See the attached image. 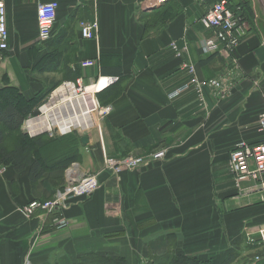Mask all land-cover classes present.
I'll use <instances>...</instances> for the list:
<instances>
[{
    "label": "crops",
    "instance_id": "0c3cea01",
    "mask_svg": "<svg viewBox=\"0 0 264 264\" xmlns=\"http://www.w3.org/2000/svg\"><path fill=\"white\" fill-rule=\"evenodd\" d=\"M50 2L60 7L52 39L42 44L37 11ZM246 3L247 38L225 63L204 52L202 41L214 34L198 23L205 7L192 0L152 8L150 0H5L9 50L0 52V89L9 79V86L33 97L67 77V70L90 84L113 77L108 69L116 68L120 81L112 87L121 95L102 122L103 143L97 130L87 134L88 144L80 140L70 168L50 167L36 184L28 169H0V264H76L89 254L152 264L153 257L168 253L206 264L230 256L232 264H264L255 261L259 247L249 244L264 228V193L239 192L229 168L237 144L264 139V0ZM96 18L98 40L83 39L80 21ZM174 42L186 43L188 56L178 58ZM59 51L64 65L42 70ZM86 61L96 65L83 68ZM186 62L195 74L184 68ZM225 74L232 75L230 92L205 87L202 103L194 79L203 84ZM185 85L190 89L171 97ZM163 148L170 154L159 165L119 178L102 174L90 199L60 212L66 228H57L53 216L23 210L52 199L71 168L80 175L101 171L103 149L121 157Z\"/></svg>",
    "mask_w": 264,
    "mask_h": 264
},
{
    "label": "built area",
    "instance_id": "2783aa9c",
    "mask_svg": "<svg viewBox=\"0 0 264 264\" xmlns=\"http://www.w3.org/2000/svg\"><path fill=\"white\" fill-rule=\"evenodd\" d=\"M77 4H83L86 1H92L96 4L97 0H75ZM174 0H150V7L164 6ZM205 7L204 15L198 20V23L213 32L212 39L202 41L204 52L208 55H215L222 62H229L232 54L237 51L240 44L247 38L246 19L243 15V7L239 0H193ZM58 2L41 4L38 7V39L45 44L52 38L57 14L59 11ZM80 32L83 39L98 40L99 23L96 18L93 22L80 21ZM8 24L7 8L5 0H0V52L9 49L8 46ZM172 50L178 58H184L189 54V48L186 43L182 47L178 43H172ZM83 68H91L96 65L95 61H86L82 64ZM184 68L195 74L193 64L184 63ZM231 76L225 74L222 77H215L203 84L197 79L196 89L200 100L204 103V88L207 87L216 93L230 92L232 88ZM120 81V78L100 77L94 82L86 84L83 78H78L75 82L64 81L61 85L67 87L69 94L74 95L77 99V106L73 109L76 115L71 113L72 118L62 117L54 110L47 111L45 107L56 101L60 102L58 89L54 90L46 99L44 104L39 108V114L29 117L22 126V132L30 138L48 135L50 138L55 136H66L74 132L88 134L97 130L102 141V121L106 119L111 111V106H103L98 95L104 90L112 87ZM190 89V85H185L178 89L171 97H177L181 93ZM66 93V92H65ZM64 93V94H65ZM63 95V94H62ZM61 95V96H62ZM82 95V96H81ZM61 98V97H60ZM87 107L86 111L81 108ZM70 108V107H69ZM71 109V108H70ZM40 121V124L37 123ZM259 130L264 132V112L260 116ZM103 169L96 173L80 175L75 168H71L66 177V183L62 190L49 200H35L28 206L24 207V212L28 216H33L36 212H41V216H53V223L59 229L66 228L68 220L60 217L70 205L79 200H86L94 195L100 189V176L104 173L114 177H119L123 172L136 171L142 168H148L156 163L165 161L168 157L169 150L166 148L159 149L143 155H129L121 158L111 157L103 149ZM229 168L234 176L235 185L239 192H261L264 193V142L251 145L247 142H240L230 154ZM250 181L252 184L243 189V183ZM258 240L249 239V244L258 246L260 252L255 255V261L260 262L264 259V228L257 232ZM27 264H29L27 262Z\"/></svg>",
    "mask_w": 264,
    "mask_h": 264
},
{
    "label": "trees",
    "instance_id": "16d2710c",
    "mask_svg": "<svg viewBox=\"0 0 264 264\" xmlns=\"http://www.w3.org/2000/svg\"><path fill=\"white\" fill-rule=\"evenodd\" d=\"M215 1L212 0L210 2ZM241 4L244 6L243 15L245 16L247 14L245 9L248 8L247 3L242 2ZM62 65H64L62 51H59L56 52L53 59L51 57L48 58L42 70L45 72L54 71L58 66ZM108 73L112 74L113 78L118 77V69L116 68L108 69ZM78 78L77 71L72 69L67 70V81L75 82ZM5 83H7V86L0 89V168L13 166L18 173H22L28 169L29 177L33 184L43 179L46 171L51 169L50 167L53 168L55 166L58 169L70 168L73 163H76L75 159L79 146L77 144L81 140V136L77 132L66 136H55L53 138H50L48 135L30 138L22 132L24 122L29 117L39 114V108L60 84L56 83L47 90L37 92L33 97H27L19 88L9 86V79H5ZM114 90L115 87H110L98 95V99L103 106L110 105L121 95V90L116 92ZM263 142L264 139L258 143L249 144L257 145ZM72 144L75 145L74 149L71 148ZM51 146L57 147L59 150L55 151L51 149ZM159 164L156 163L150 167ZM234 258L230 256L221 264H232ZM76 264H128V262L120 256L89 254L82 257ZM152 264L206 263L198 257L168 253L165 256L153 257Z\"/></svg>",
    "mask_w": 264,
    "mask_h": 264
},
{
    "label": "rangeland",
    "instance_id": "374dc122",
    "mask_svg": "<svg viewBox=\"0 0 264 264\" xmlns=\"http://www.w3.org/2000/svg\"><path fill=\"white\" fill-rule=\"evenodd\" d=\"M67 81V77H63L61 81H59L58 83L61 85L62 82ZM60 85L58 86V88L60 87ZM63 85H61L62 87ZM57 88V89H58ZM56 90V89H55ZM66 92V93H65ZM65 93V94H64ZM58 94H59V99L60 102L57 104L56 101L54 100V102L50 103L49 105H47L45 107V110L52 111L54 110L56 113H58V115L64 117L66 116L67 118H72V114L76 115L77 113H75V110L73 109L74 107L77 106V99H75V96L71 94H69L67 87L63 86L61 89L58 90ZM63 94V95H62ZM62 95V96H61ZM82 96V95H81ZM61 97V98H60ZM71 109H70V108ZM38 124H40V121H37ZM14 139V138H13ZM64 147V146H62ZM69 147V146H68ZM51 149L57 151L59 150V148L57 147H52ZM62 149V148H61ZM69 149V148H68ZM50 160V159H49ZM48 160V161H49ZM5 167H1L0 169H4ZM233 175V174H232ZM114 177V176H113ZM120 177V176H119ZM119 177H115V178H119ZM234 177V176H233ZM235 181V180H234Z\"/></svg>",
    "mask_w": 264,
    "mask_h": 264
},
{
    "label": "water",
    "instance_id": "95a60500",
    "mask_svg": "<svg viewBox=\"0 0 264 264\" xmlns=\"http://www.w3.org/2000/svg\"><path fill=\"white\" fill-rule=\"evenodd\" d=\"M81 143L86 146L88 144V137L87 136H82Z\"/></svg>",
    "mask_w": 264,
    "mask_h": 264
},
{
    "label": "bare ground",
    "instance_id": "6f19581e",
    "mask_svg": "<svg viewBox=\"0 0 264 264\" xmlns=\"http://www.w3.org/2000/svg\"><path fill=\"white\" fill-rule=\"evenodd\" d=\"M86 109H87V107H86V106H85V107H83V108H81V110H82V111H84V112L86 111Z\"/></svg>",
    "mask_w": 264,
    "mask_h": 264
}]
</instances>
